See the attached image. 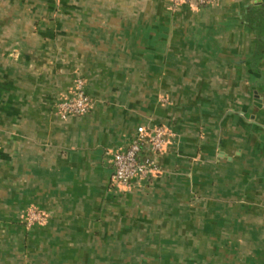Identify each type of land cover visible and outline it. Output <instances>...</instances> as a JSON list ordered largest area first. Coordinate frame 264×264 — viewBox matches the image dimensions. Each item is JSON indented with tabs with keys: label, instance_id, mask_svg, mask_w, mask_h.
<instances>
[{
	"label": "crops",
	"instance_id": "crops-1",
	"mask_svg": "<svg viewBox=\"0 0 264 264\" xmlns=\"http://www.w3.org/2000/svg\"><path fill=\"white\" fill-rule=\"evenodd\" d=\"M142 126L160 171L123 189ZM32 209L0 264H264V0H0V220Z\"/></svg>",
	"mask_w": 264,
	"mask_h": 264
},
{
	"label": "built area",
	"instance_id": "built-area-1",
	"mask_svg": "<svg viewBox=\"0 0 264 264\" xmlns=\"http://www.w3.org/2000/svg\"><path fill=\"white\" fill-rule=\"evenodd\" d=\"M215 0H172L176 8L181 4H192L206 6ZM94 102L85 91L84 81H76L73 96L59 101L55 106V111L61 118L80 117L88 114L93 108ZM168 131L163 126L146 127L138 129V134L129 146L121 151L115 152L112 156V166L114 173L113 184L128 189L134 183L147 178L153 173L160 171L157 156L163 152ZM45 220V216L36 209L28 213V226L40 224Z\"/></svg>",
	"mask_w": 264,
	"mask_h": 264
},
{
	"label": "rangeland",
	"instance_id": "rangeland-1",
	"mask_svg": "<svg viewBox=\"0 0 264 264\" xmlns=\"http://www.w3.org/2000/svg\"><path fill=\"white\" fill-rule=\"evenodd\" d=\"M24 212L14 214V218H13L14 220H12L11 217H9L8 222L5 221V223H3L2 220H0V251H7L6 242L4 240H8V242H10V240H14V241H16V243L14 245V249L12 248V245L9 244L8 251L14 252L16 256H18V255L22 256L23 255V258L26 260V254H28L29 252L31 254L36 253L39 246L32 247L31 245H29L27 243V240H25V238L28 237L29 232H32L31 230H34L36 228V226H42V225H40L38 223L39 225L34 224V225L29 227L28 223H27L28 213H26V212L24 213ZM1 216H2V214H0V218H1ZM45 221H46V219L43 222H41V224H43ZM8 225L11 227L13 225H15L14 227H12L15 229L13 234H11V232H13V230H10L11 228L7 227ZM18 226L23 227V229L18 228ZM31 235H33V234H31ZM131 247H133V246H131ZM133 251H134V248H133ZM18 259H19L18 262H20V258H18ZM24 259H21V262ZM30 264H46V262L43 261L42 263L41 262L37 263L35 261H32Z\"/></svg>",
	"mask_w": 264,
	"mask_h": 264
}]
</instances>
